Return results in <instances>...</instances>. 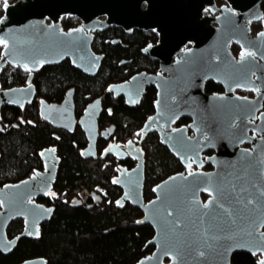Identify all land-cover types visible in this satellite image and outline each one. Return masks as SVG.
<instances>
[{"label": "water", "instance_id": "water-1", "mask_svg": "<svg viewBox=\"0 0 264 264\" xmlns=\"http://www.w3.org/2000/svg\"><path fill=\"white\" fill-rule=\"evenodd\" d=\"M224 1L218 8L216 0L10 1L14 4L0 0L5 2L0 73L8 67L29 73L26 87L0 90V120L2 107L23 109L32 104L36 96L32 81L43 67L68 59L76 70L96 77L104 57L92 49L95 32L118 26L129 33L134 28L158 33L159 44L143 53L160 62L162 73H142L109 89L116 97H125L130 107L140 104L149 87L157 89L156 113L141 130L140 144L128 147L137 166L132 171L122 169L114 180L124 191L123 199L143 213L137 224L150 225L155 232L147 244L154 252L137 264H232L237 253L261 256L258 264H264V113L257 116L264 104V0ZM207 8L211 15H205ZM64 16L76 17L82 25L64 31L60 22ZM256 23H263V31L253 35ZM233 45L242 50L240 58ZM208 82L221 85L225 93L208 95ZM236 91L254 92L256 97H241ZM73 95L72 90L62 105L42 101V118L56 128L72 129ZM100 111L97 100L81 121L89 140L87 158L96 157ZM183 118L191 123L175 127ZM257 119L258 124L252 123ZM113 131L103 132V138ZM252 131L261 138L251 137ZM153 132L186 170L156 185L155 198L145 202L142 145ZM246 143L252 149L242 148ZM209 151L215 154L205 157ZM110 154L121 158L117 146L109 147L103 156ZM41 156L45 174L0 187V252L4 255L12 253L21 239L36 238L40 225L53 216L52 209L33 200L51 189L56 176L51 161L58 164L59 159L51 149ZM205 165L213 170L205 171ZM191 167L196 170L189 171ZM17 219L25 220V229L10 239L8 228ZM22 264H47V260Z\"/></svg>", "mask_w": 264, "mask_h": 264}, {"label": "flooded vegetation", "instance_id": "flooded-vegetation-1", "mask_svg": "<svg viewBox=\"0 0 264 264\" xmlns=\"http://www.w3.org/2000/svg\"><path fill=\"white\" fill-rule=\"evenodd\" d=\"M18 1L20 0H16V2ZM14 3H10V4H14ZM216 3L218 8H221L226 4L224 0H216ZM4 4L5 2H2L0 4L3 11H4ZM4 14L5 11L3 12V16ZM205 15L206 16L211 15L210 8H207V10L205 11ZM101 20H105V19L102 18ZM46 22L47 25L52 24L51 20H49L48 18ZM60 22L64 31L76 29L82 25V22L78 18L72 16L62 17ZM261 25H262V29L258 31L256 34H253L252 32L253 35H257L261 31H263V23H261ZM136 35L138 36L149 35L150 39L147 42L145 40L141 42H136L135 41ZM93 36H94L92 42L93 51L98 56L104 57L98 75L100 74L102 69L106 68L108 69V73L117 77L118 80L116 82H111L110 84H108L104 92L101 94V96L95 98L92 101H88L87 97L81 98L82 96L78 92V89L73 87L65 90L64 92H59L56 95L50 93L51 92L50 88L44 86L46 82L47 71L43 72V70L44 68L60 66L67 62L71 64V61L67 59L58 65L43 67L38 73H35L32 84L36 88V96L31 104V105H35V110L31 112V114L33 115L32 118L29 117L26 111L27 108H29L28 106L30 105H26V107H24L23 109L10 107V106H4L1 109L0 133L4 135L3 136L4 143H8L9 138L14 133L13 130L16 131L18 139H22L21 138L22 135L28 134L26 124H28L32 128L34 127V130H36L37 134L40 133L41 131H42L41 133L43 134H48V138H46V140L43 142L41 146V149H39L38 151V160H40L38 167L32 168V170H30L29 173L26 174V176L21 177L19 180L15 182H6L3 185H0V187H4L8 184L20 183L22 181L32 178L37 173L45 174L46 165L41 156V153L45 150H50V149L53 150L54 153L56 154V157L59 159L58 164H56L54 160L51 161V164L56 165V176L54 182L52 183L51 189L47 191L44 196H39L38 198L33 200L37 204L45 206L47 209H52L53 216L50 219V221H47L40 225L39 235L36 238H27V239L37 241L40 240L43 235L45 236L48 235L50 233L46 231L48 225L50 224L53 225L52 224L53 220L56 217L58 211L64 208H68L71 211H78V213H80L85 218L87 217L86 213L88 212L98 213L100 211L103 212L112 209L116 212L121 210L123 211L129 208L137 209L131 205V202L129 200L123 199L124 191L121 187L115 184L114 180L117 177H119V175L122 172V169H126L127 171H132L137 166V161L130 156V153L128 152V147L131 144H132L131 146L135 145L136 147L140 144V140L142 137L141 130L145 126L146 122L156 113L155 103L157 99L153 104L154 112L150 115H147V117L144 118L143 117L144 112H142V106L146 97L147 90L151 87H149L146 90V93L141 99L140 104L135 105L134 107H130L127 104L125 97L123 96L116 97L113 93L109 92V89L113 85L128 83L131 81L133 77L140 75L142 73H146L148 75H154V76L162 73L160 62L151 59L150 57L146 56L143 53V50L148 46L150 45L156 46L159 44V35L154 30L144 31L134 28L129 33L126 30H124L122 27L112 26L106 30L95 32ZM233 46L238 47L237 45H233ZM191 47L192 45H189L185 49H189ZM240 54L241 55L243 54L242 50ZM235 56L237 58H240V56L237 55ZM175 60L176 58L174 59L173 62H175ZM10 68H14V67H10ZM24 73L27 74L29 78V73L26 72ZM164 76H167V74L164 73ZM91 78H95V77H91ZM209 83H214V82H208L206 84V93L208 95L225 93V90L219 84L217 85L222 87V91L216 93H208L207 85ZM26 86H27V82L26 85L22 87H26ZM154 89L156 90V98H157V89L155 87ZM0 90L4 91L3 89H1V87ZM72 90L74 91L73 99L75 104V109H74L75 123L73 125V128L70 130L63 128H56L42 118L41 102L46 101L49 105H62L65 99L67 98L68 93ZM236 94H238L241 97H248L251 99H254L256 97V93L254 92L236 91ZM97 100L101 101V111H100V116L98 118L99 137L97 140V147H96L97 152L95 158H87L84 156V152L87 150L89 146V140L87 134L84 131L83 126L81 125V121L86 116V111L88 107L91 104L95 103ZM5 108L16 109L18 111L14 112L13 116H10V118L8 119V116L4 117L3 114ZM262 113H264V104H263V110L260 111L257 116H260ZM184 121H186L187 123L183 124ZM259 121L260 119H257L256 121H252V123L258 124ZM132 123L140 126L133 128L134 131L133 130L129 131L128 128ZM190 123H191L190 119L183 118L179 120V122L176 124L175 127L178 128L182 126H188ZM110 128H114L113 134L112 135L109 134L108 139L103 138L102 135L103 132L107 131ZM152 134L158 136L160 139V136L157 132L150 133L148 134V136ZM189 135L193 136L194 133L190 131ZM256 135L257 134L254 131L250 132L251 137ZM256 138L258 139L261 137L257 135ZM111 146L119 147V150L121 151V158L111 154L105 157L103 156L105 151ZM242 148L252 149V146L246 143L245 145L242 146ZM214 154L215 152L209 151L205 153L204 156L210 157L213 156ZM1 160H2V154L0 152V162ZM145 160H146V156H145ZM206 166H210V165H205V167L203 168L205 171L213 170L211 166H210L211 167L210 170H206ZM185 170L186 169L184 168V170L181 172H184ZM194 170H196V168L191 167L189 171H194ZM146 174L147 173L145 170L144 197H145L146 182H147ZM92 180H96V181H92ZM154 187H152L151 189V194H152L151 198L145 197V202H149L155 198V195L153 194ZM121 200L123 201L120 205ZM0 211H1V207H0ZM139 211L141 212V210ZM142 218H143V213L138 220ZM15 222L21 223L20 228H21V233H23L25 229L24 219H17L13 221L9 226L8 230L13 226Z\"/></svg>", "mask_w": 264, "mask_h": 264}, {"label": "trees", "instance_id": "trees-1", "mask_svg": "<svg viewBox=\"0 0 264 264\" xmlns=\"http://www.w3.org/2000/svg\"><path fill=\"white\" fill-rule=\"evenodd\" d=\"M264 12V2L262 4ZM0 8V18L3 16ZM262 29V25H254V33ZM136 42L150 39V36H135ZM145 44V43H144ZM234 48V47H233ZM232 48V49H233ZM233 49L235 55L240 54ZM3 46L0 44V58L2 57ZM47 71L45 87L50 88L51 94L73 87L78 89L82 96L88 101L101 96L106 86L116 82L117 77L108 73V69H102L95 77H87L71 66L64 63L60 66L44 68ZM28 75L20 68H6L0 73V87L3 90L13 89L26 85ZM222 91V87L209 83L208 93ZM156 90L151 87L147 90L142 106L143 117L146 118L154 112ZM27 113L32 118L31 112L35 105H30ZM37 110V109H36ZM16 109L5 108L4 117L13 116ZM34 113V112H33ZM136 123V122H134ZM187 122L184 121L183 124ZM140 125L131 124L129 131H134ZM142 126V125H141ZM28 134L17 138L16 131L4 143V135L0 133V185L6 182H15L26 176L32 168L38 167V151L48 134L38 133L26 124ZM146 156V191L145 197L151 198V189L172 175L184 170L164 147L158 136L152 134L147 137L142 145ZM206 166V170H210ZM90 170V167H89ZM91 179V178H90ZM96 181V180H92ZM204 200L208 197L203 196ZM87 217L82 216L78 211H71L64 208L58 211L53 220V225H48V235H43L40 240L21 239L17 248L9 255L0 252V264H22L27 260L46 258L48 264H137L143 258L151 255L155 248L147 247L148 242L153 239L155 232L150 225H138L137 220L142 213L134 208L121 211H100L98 213L88 212ZM21 223L15 222L8 230L10 239L21 233ZM261 256H253L248 253H237L232 258V264H258Z\"/></svg>", "mask_w": 264, "mask_h": 264}, {"label": "rangeland", "instance_id": "rangeland-1", "mask_svg": "<svg viewBox=\"0 0 264 264\" xmlns=\"http://www.w3.org/2000/svg\"><path fill=\"white\" fill-rule=\"evenodd\" d=\"M10 1H16V0H9L8 2H10ZM0 8H1V6H0ZM257 25H261V23H256Z\"/></svg>", "mask_w": 264, "mask_h": 264}]
</instances>
